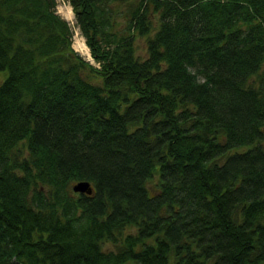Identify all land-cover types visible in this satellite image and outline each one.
<instances>
[{"label": "trees", "instance_id": "trees-1", "mask_svg": "<svg viewBox=\"0 0 264 264\" xmlns=\"http://www.w3.org/2000/svg\"><path fill=\"white\" fill-rule=\"evenodd\" d=\"M68 1L98 66L0 0V264H264V0Z\"/></svg>", "mask_w": 264, "mask_h": 264}, {"label": "rangeland", "instance_id": "rangeland-1", "mask_svg": "<svg viewBox=\"0 0 264 264\" xmlns=\"http://www.w3.org/2000/svg\"><path fill=\"white\" fill-rule=\"evenodd\" d=\"M57 11L59 12V14L66 19L70 26H71V30H72V43H73V48L74 47V40H75V36L78 35L79 38H82L85 41L86 46L88 47L89 52L88 53H83L80 52L79 50H76L82 57H84L86 60H88L89 62H91L92 64L98 66V63L95 61V59L93 58L90 48L86 42V38L83 35L80 27L77 24V20H76V15L75 12L73 10V7L70 5L68 0H57ZM68 11H71V16H68L69 13H66ZM142 40L138 41V43L141 44ZM143 44V43H142ZM143 48V45H142ZM145 48L142 49V51ZM140 54H144L143 52L140 51ZM7 76V71H0V84L4 81V79Z\"/></svg>", "mask_w": 264, "mask_h": 264}, {"label": "water", "instance_id": "water-1", "mask_svg": "<svg viewBox=\"0 0 264 264\" xmlns=\"http://www.w3.org/2000/svg\"><path fill=\"white\" fill-rule=\"evenodd\" d=\"M73 190L78 193L92 194L93 187L89 181H79L73 185Z\"/></svg>", "mask_w": 264, "mask_h": 264}, {"label": "bare ground", "instance_id": "bare-ground-1", "mask_svg": "<svg viewBox=\"0 0 264 264\" xmlns=\"http://www.w3.org/2000/svg\"><path fill=\"white\" fill-rule=\"evenodd\" d=\"M66 13H69L68 16H71V11H68ZM74 47L76 50H79L80 52L83 53L89 52L88 47L85 44V41L82 38H79L78 35L75 36Z\"/></svg>", "mask_w": 264, "mask_h": 264}]
</instances>
